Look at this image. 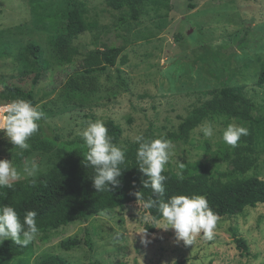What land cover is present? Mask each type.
<instances>
[{"label": "rangeland", "instance_id": "1", "mask_svg": "<svg viewBox=\"0 0 264 264\" xmlns=\"http://www.w3.org/2000/svg\"><path fill=\"white\" fill-rule=\"evenodd\" d=\"M69 0H0V86L5 84L31 89L44 116L38 121L43 133L59 142L81 141L87 121L112 119L122 128L120 144L135 143L134 137L147 130L152 134L175 131L188 111L207 99L202 92L220 89L219 81L206 72L228 65L225 77L232 86L241 85L245 95L264 116V85H256L260 63L264 60V0H196L194 9L187 0H147L139 18L123 21L125 11H116L107 0H74L87 11L93 26L76 40L79 50L124 46L127 63H119L104 73H95V90L75 97L65 94L63 85L73 76L81 77L77 65L53 66L46 80L32 86L25 60L17 59L29 43L39 45L50 58L49 41L56 32L60 13ZM216 56L219 58L217 59ZM223 79V78H222ZM2 101L0 100V103ZM255 114V115H256ZM211 123L215 134L206 139L202 126ZM234 119H205L190 132L188 142H172L175 156L166 169H177L180 162H205L219 172L228 170L227 157L232 147L223 140V131ZM24 152L14 147L0 131V160H12L22 178L25 166L33 162L36 174L56 161V152ZM258 162L242 177L264 179V136L257 139ZM203 154V155H202ZM151 218L140 202L123 209L78 219L55 229L39 231L30 250L18 259L40 264L50 255L65 258L68 264H264V204L246 208L243 213L219 219L212 240L203 233L192 246L176 240L174 229H161L163 218L149 233L150 243H141L139 232ZM248 245L237 247L236 238ZM69 238L79 244L69 250L60 242Z\"/></svg>", "mask_w": 264, "mask_h": 264}, {"label": "trees", "instance_id": "2", "mask_svg": "<svg viewBox=\"0 0 264 264\" xmlns=\"http://www.w3.org/2000/svg\"><path fill=\"white\" fill-rule=\"evenodd\" d=\"M147 0H107V5L116 11H125L123 21L131 19L136 21L144 2ZM158 3L162 0H150ZM196 0H187V8L194 9ZM86 9L78 7L74 0H69L60 13L56 23V32L49 41L50 58H47L43 49L34 43H29L24 52L17 59H24L32 76V86L44 81L49 70L53 66L70 64L81 56L77 65L81 77H69L64 85V92L69 97H75L80 93L95 90V73H104L108 68L119 63H127L126 54H122L125 47L110 45L103 49H91L85 52L79 50L75 40L92 28V24L86 20ZM218 59L219 57L216 56ZM228 61H224L223 67L206 69V72L214 76L220 83V89L206 90L203 94L209 97L192 107L175 131L152 134L147 130L143 136L152 140L162 138L171 142H188L190 132L202 121L214 117L234 119L239 126L246 127L250 134L243 136L239 146L232 148L227 157L228 170L219 172L211 169L205 162H183L186 165L185 179L180 181L176 173L177 169H165L163 175L165 181V201L174 195L205 196L211 208L222 217H233L243 213L246 208L264 204V179L241 175L249 171L258 162L257 139L264 136V116L257 115V106L244 93L241 85L232 86L230 77H225L228 71ZM223 78V79H222ZM256 85H264V60L260 63V70L256 77ZM17 98L30 101L33 105L35 99L31 89L25 90L19 86L5 84L0 90L1 103H8ZM0 103V104H1ZM256 114V115H255ZM109 129V136L117 146H120L122 128L112 119L105 121ZM30 149L19 155L23 158L34 150L50 152L54 149L57 161L46 171L36 174L34 177L22 178L16 182L12 189L0 187V208L12 206L19 214L21 222L28 211L38 213L36 220L39 231L58 228L78 219H86L90 216L101 214L110 209H123L126 205L136 200L134 192L141 191L144 200L153 197L151 188H143V181L147 179L139 169L137 150L139 145L132 143L123 145L126 147V163L120 167L122 176L120 186L97 192L94 187L93 177L95 170L88 165L86 154L88 148L85 143L75 140L59 142L58 138H49L41 127L28 141ZM85 165H88L87 167ZM35 180L36 186L32 183ZM151 218V223H145L144 229L148 233L155 231L156 222L162 219L158 208L145 210ZM237 247L244 252L248 245L242 237L235 239ZM79 244L74 238L60 242L62 249L69 250ZM31 248L16 245L11 239L0 244V264L19 258ZM184 259L177 260L173 264H183ZM15 264H27L18 259ZM40 264H68L61 256L50 255L43 258ZM208 264H213L208 262Z\"/></svg>", "mask_w": 264, "mask_h": 264}, {"label": "clouds", "instance_id": "3", "mask_svg": "<svg viewBox=\"0 0 264 264\" xmlns=\"http://www.w3.org/2000/svg\"><path fill=\"white\" fill-rule=\"evenodd\" d=\"M0 90H3V86H0ZM43 116L44 113L38 106H33L28 100L17 98L0 106V131L5 132L14 147L29 150L28 141L39 131L38 121ZM201 131L206 139L212 138L215 134L211 123L202 126ZM249 134L246 127L232 123L223 131V140L232 148H236L241 138ZM82 136L88 148L85 158L88 165L95 170L93 183L97 192L112 191L109 185L113 188L119 187L121 182L118 178L123 174L120 166L126 163V147L112 143L109 129L102 120L87 121ZM134 142L139 145L137 150L139 169L147 177L143 181V188H151L153 192V197L147 201L144 200L141 191L134 192L136 200L143 202L145 210L158 208L165 222L160 228L165 231L174 229L176 240L183 241L186 246H192L201 233L205 239L212 240L220 217L211 208L205 196L174 195L167 201L164 199L167 177L163 173L171 157L175 156V145L170 140L162 138L149 140L142 134L135 136ZM177 163L176 175L183 181L186 165L179 159ZM37 171L35 162L31 168L26 165L24 169L27 177H34ZM21 179L22 175L14 167L12 160H0V187L12 189ZM32 186H36L35 180ZM37 215L36 211H28L21 222L18 212L12 206L5 205L0 208V244L8 239L22 247L31 244L39 233ZM139 234L141 243L147 246L150 243L147 228Z\"/></svg>", "mask_w": 264, "mask_h": 264}, {"label": "built area", "instance_id": "4", "mask_svg": "<svg viewBox=\"0 0 264 264\" xmlns=\"http://www.w3.org/2000/svg\"><path fill=\"white\" fill-rule=\"evenodd\" d=\"M4 104H6V103H1L0 106H2V105H4Z\"/></svg>", "mask_w": 264, "mask_h": 264}]
</instances>
